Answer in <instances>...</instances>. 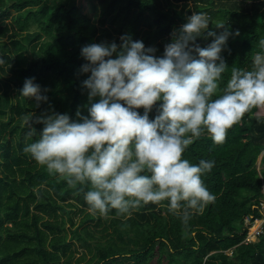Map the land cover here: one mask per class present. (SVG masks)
Listing matches in <instances>:
<instances>
[{"label":"trees","instance_id":"16d2710c","mask_svg":"<svg viewBox=\"0 0 264 264\" xmlns=\"http://www.w3.org/2000/svg\"><path fill=\"white\" fill-rule=\"evenodd\" d=\"M237 1L86 0V16L80 0H0V264H264V235L242 243L243 219L260 217L264 197V117L257 109L227 130L223 144H213L204 132L182 154L194 164L215 161L202 177L215 201L187 226L167 212V202L143 206L127 218L115 210L92 215L84 200L88 185L70 187L23 152L38 139L26 136V115L49 109L73 120L77 110L87 115L80 50L90 43L119 44L126 34L159 56L188 16L206 13L209 30L224 23L239 33L221 53L229 66L222 89L232 67L250 68L264 38V0H240L247 10L222 5ZM204 40L197 43L203 47ZM26 78L41 86L46 103L37 107L20 97ZM34 127L39 133L42 125ZM78 248L95 252L86 260L84 254L76 257Z\"/></svg>","mask_w":264,"mask_h":264},{"label":"clouds","instance_id":"9594fccd","mask_svg":"<svg viewBox=\"0 0 264 264\" xmlns=\"http://www.w3.org/2000/svg\"><path fill=\"white\" fill-rule=\"evenodd\" d=\"M210 23L206 13L193 12L159 56L126 34L119 44L83 46L87 115L77 110L73 120L51 109L26 115V136L38 139L23 152L70 187L88 185L84 200L92 215L115 210L127 218L143 206L167 202V212L187 226L215 201L202 179L215 161L194 164L182 154L204 132L213 144H223L246 113L264 111V38L250 68L232 67L221 89L229 68L221 53L239 33L224 23L209 30ZM201 37L211 43L201 47ZM19 92L37 107L48 100L34 78H26ZM34 125H42L39 133Z\"/></svg>","mask_w":264,"mask_h":264},{"label":"rangeland","instance_id":"374dc122","mask_svg":"<svg viewBox=\"0 0 264 264\" xmlns=\"http://www.w3.org/2000/svg\"><path fill=\"white\" fill-rule=\"evenodd\" d=\"M81 1V3H82V6H83V13L86 15V16H89L90 15V13H91V7L86 3V0H80ZM192 5V3H189V6H191ZM223 6H226V7H229V8H244V10H247V8H248V3H246V2H243V1H240V0H238L237 2H229V3H224V4H222ZM12 14V13H11ZM2 19V18H1ZM6 22H8V21H6ZM215 23H213V25H214ZM214 28L215 27H213V29L212 30H214ZM216 31H219V30H217L216 29ZM210 42H208V41H203L201 44L203 45V47H206L208 44H209ZM256 115L258 116H260V117H264V111H259V112H256ZM27 129V128H26ZM259 160H260V158L258 159V161H257V166H259ZM74 216V222L77 224V222H78V219L81 217L80 216V213H76V214H74L73 215ZM244 228V227H243ZM110 228H108V232H110ZM242 231V229L240 230V229H238L237 230V232H241ZM97 236L98 237H100V233H97ZM101 241V240H100ZM104 241V240H103ZM102 241V242H103ZM78 245H75V247H77ZM94 249H93V251H92V253L91 254H88V251L87 250H84V249H81V248H78V250H77V254H76V257H78V256H80V255H82V254H84L86 257V260L92 255V254H94ZM228 255H231V252L230 251H227L226 252ZM82 264H85V262L84 263H82ZM151 264H156L155 262H153V263H151Z\"/></svg>","mask_w":264,"mask_h":264},{"label":"built area","instance_id":"2783aa9c","mask_svg":"<svg viewBox=\"0 0 264 264\" xmlns=\"http://www.w3.org/2000/svg\"><path fill=\"white\" fill-rule=\"evenodd\" d=\"M258 218L245 217L243 219V227L246 229V236L243 239V244H251L258 241L259 237L264 235V197L259 201Z\"/></svg>","mask_w":264,"mask_h":264},{"label":"crops","instance_id":"0c3cea01","mask_svg":"<svg viewBox=\"0 0 264 264\" xmlns=\"http://www.w3.org/2000/svg\"><path fill=\"white\" fill-rule=\"evenodd\" d=\"M257 112H259L258 110H257ZM259 116V115H258ZM259 162H260V160H259Z\"/></svg>","mask_w":264,"mask_h":264}]
</instances>
